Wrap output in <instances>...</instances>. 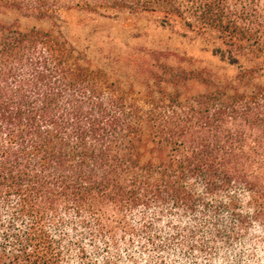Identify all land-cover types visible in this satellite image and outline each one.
<instances>
[{
	"label": "trees",
	"instance_id": "1",
	"mask_svg": "<svg viewBox=\"0 0 264 264\" xmlns=\"http://www.w3.org/2000/svg\"><path fill=\"white\" fill-rule=\"evenodd\" d=\"M86 6L155 15L217 63L93 53L49 0H0V264H137L136 242L212 264L264 234V0Z\"/></svg>",
	"mask_w": 264,
	"mask_h": 264
},
{
	"label": "rangeland",
	"instance_id": "2",
	"mask_svg": "<svg viewBox=\"0 0 264 264\" xmlns=\"http://www.w3.org/2000/svg\"><path fill=\"white\" fill-rule=\"evenodd\" d=\"M49 1L54 4L55 15L66 22L69 37L81 46L89 45L93 53L101 49L116 51L119 54H124L132 48L176 49L201 59L203 63H217V59L212 57L211 52L205 50L204 42L191 40L177 28L161 26L155 15H126L120 18H109L86 6L87 0ZM24 13V10L22 12L11 10L8 19L19 18L25 27L35 25L47 28L50 24V19L40 21L26 17ZM141 244L136 242L134 249L132 248L131 254L135 256L134 261L137 264H154L147 253H142ZM234 252L222 254L212 264H264V234L251 235L247 244L235 245ZM121 253L125 260L129 259L125 248ZM211 259L201 254L182 259L168 255L165 261L166 264H210Z\"/></svg>",
	"mask_w": 264,
	"mask_h": 264
}]
</instances>
